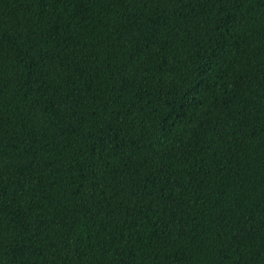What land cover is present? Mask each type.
Returning a JSON list of instances; mask_svg holds the SVG:
<instances>
[{
	"label": "trees",
	"instance_id": "obj_1",
	"mask_svg": "<svg viewBox=\"0 0 264 264\" xmlns=\"http://www.w3.org/2000/svg\"><path fill=\"white\" fill-rule=\"evenodd\" d=\"M0 264H264V0H0Z\"/></svg>",
	"mask_w": 264,
	"mask_h": 264
}]
</instances>
